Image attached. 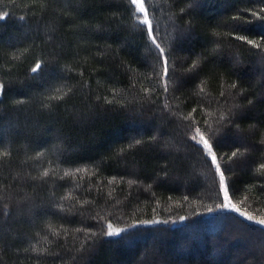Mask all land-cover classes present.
I'll return each instance as SVG.
<instances>
[{"label": "trees", "instance_id": "trees-1", "mask_svg": "<svg viewBox=\"0 0 264 264\" xmlns=\"http://www.w3.org/2000/svg\"><path fill=\"white\" fill-rule=\"evenodd\" d=\"M144 6L166 75L130 0H0V264H264V0Z\"/></svg>", "mask_w": 264, "mask_h": 264}, {"label": "snow or ice", "instance_id": "snow-or-ice-1", "mask_svg": "<svg viewBox=\"0 0 264 264\" xmlns=\"http://www.w3.org/2000/svg\"><path fill=\"white\" fill-rule=\"evenodd\" d=\"M130 3L134 6H136V12L137 13H143V19H139V23L144 24L147 26V33L149 36V39L151 40L152 44L155 45V47L159 50V54L160 56L163 58V63H164V67H165V75L167 74V58L165 56V50L164 48L160 47V44L157 43V37L155 35H153V28L151 25L150 20L148 19V13H147V9L144 6V0H130ZM253 15H255V13H253ZM0 19H4V16H0ZM240 39H244L243 37H240ZM249 43H252V41H248ZM40 65L37 64L32 71L36 72L40 69ZM3 91V85H0V92ZM223 118V117H221ZM197 135H199V133H197ZM193 139L195 140L196 137L194 136ZM199 142H202L203 147L207 149L208 154L211 155L212 157V161L213 163H216L217 161V157L216 155L213 153V147L212 144L209 142V139H206L204 136L200 135L199 136ZM136 143H140V141H136ZM238 152V150H237ZM237 152H233L232 153V157H235L237 155ZM231 159V157H230ZM260 167L262 169H264V164L260 165ZM79 171V170H78ZM217 171L220 173V183L221 186H224V172L220 170L219 165L217 164ZM67 174V173H66ZM44 175H47V172L44 173ZM224 194H225V199H228V189L226 187H224ZM248 219H251V217H248ZM261 223H264V221H261ZM109 231L107 233L108 236H119L120 232L122 230L119 229H112V226L109 225Z\"/></svg>", "mask_w": 264, "mask_h": 264}, {"label": "rangeland", "instance_id": "rangeland-1", "mask_svg": "<svg viewBox=\"0 0 264 264\" xmlns=\"http://www.w3.org/2000/svg\"><path fill=\"white\" fill-rule=\"evenodd\" d=\"M223 193H224V191H223ZM224 203L226 205V209H230V206H232V204L229 202V199H225V194H224ZM237 235L242 236L243 238H245L248 245H251V242L254 240V237H253L254 233L250 234L251 235L250 238L246 237L244 233H242V234L237 233ZM249 250H252V248L250 247Z\"/></svg>", "mask_w": 264, "mask_h": 264}]
</instances>
